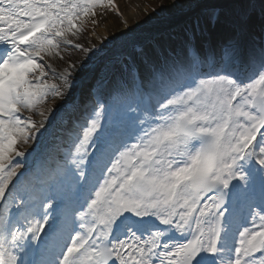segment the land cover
<instances>
[{
  "label": "snow or ice",
  "instance_id": "6c2138e0",
  "mask_svg": "<svg viewBox=\"0 0 264 264\" xmlns=\"http://www.w3.org/2000/svg\"><path fill=\"white\" fill-rule=\"evenodd\" d=\"M195 2L218 44L0 0V264H264V0ZM108 14L128 38L100 66Z\"/></svg>",
  "mask_w": 264,
  "mask_h": 264
},
{
  "label": "bare ground",
  "instance_id": "6f19581e",
  "mask_svg": "<svg viewBox=\"0 0 264 264\" xmlns=\"http://www.w3.org/2000/svg\"><path fill=\"white\" fill-rule=\"evenodd\" d=\"M119 3H120V7H121V12L123 14V18L128 20L130 23H132V21L134 19H139V18H142V14H141V10H147L148 7H145V8H140L139 5H140V0H118ZM176 16V15H175ZM178 19H182L181 18H178ZM172 21V18H170L169 20H163V21H160V25H165V24H168L169 22ZM176 21V19H173L172 22ZM120 22V19H116L114 17L112 18H107L106 21L104 22L103 26L97 28L94 30V32H88L87 33V36L90 37V43H97V44H100L102 43V41H100L98 39V37H107V38H112V37H117V36H121L119 33L121 31V29H123V24H119ZM91 27V26H89ZM153 25H150V28H152ZM152 31L150 30H146L144 32H141V36H146L148 35V33H150ZM126 39L124 36H122L118 41H117V44L118 46L123 42L122 40ZM122 41V42H121ZM104 42V41H103ZM117 46V47H118ZM116 49V48H115ZM114 50L112 51H109V52H113ZM73 59H75V57L73 56ZM39 117H37L38 119Z\"/></svg>",
  "mask_w": 264,
  "mask_h": 264
},
{
  "label": "rangeland",
  "instance_id": "374dc122",
  "mask_svg": "<svg viewBox=\"0 0 264 264\" xmlns=\"http://www.w3.org/2000/svg\"><path fill=\"white\" fill-rule=\"evenodd\" d=\"M177 1L180 3L179 4L180 5L179 7H182V6H183L182 8L187 7L185 10L183 9V12H187L190 8H192V6H195V4H197V3H192V1H195V0H177ZM170 2H171V0H140L139 7L141 9L142 8H145V7H148V8L145 11L144 10H141L142 18L134 19L132 21L133 26H135V25H137L139 23H142L144 20H147L148 21V20H150V19H152L154 17L159 16L161 12L166 11V9H169V8H167V4H170ZM153 8H155V11H152ZM199 13H201V9H200V12ZM108 17L109 18H112L114 16L112 14H108L106 17H102L100 19L99 24L95 27V29L103 26L104 22L106 21V19ZM195 17H196V20H197V14L195 15ZM198 17L200 18V16H198ZM201 24H202V18H200V25ZM178 33L180 35L183 34V32H178ZM178 33L177 32H167L165 35L171 34L174 37H177L178 36ZM109 43H110V41L107 40V42L103 45V49L107 48ZM175 46H176V44L174 43L173 47H175ZM57 67L58 68L59 67H63V65L62 64H58Z\"/></svg>",
  "mask_w": 264,
  "mask_h": 264
}]
</instances>
